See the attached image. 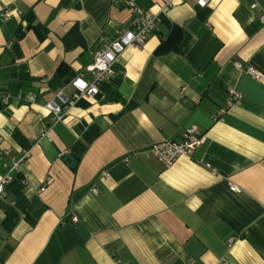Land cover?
Wrapping results in <instances>:
<instances>
[{
	"label": "crops",
	"instance_id": "1",
	"mask_svg": "<svg viewBox=\"0 0 264 264\" xmlns=\"http://www.w3.org/2000/svg\"><path fill=\"white\" fill-rule=\"evenodd\" d=\"M251 1L0 0V176L28 151L0 197V264H264V11ZM141 9L158 28L97 95L57 100L55 121L46 102L92 79L95 53ZM194 123L205 142L172 165L145 152Z\"/></svg>",
	"mask_w": 264,
	"mask_h": 264
},
{
	"label": "built area",
	"instance_id": "2",
	"mask_svg": "<svg viewBox=\"0 0 264 264\" xmlns=\"http://www.w3.org/2000/svg\"><path fill=\"white\" fill-rule=\"evenodd\" d=\"M162 11H166L175 4V0H162ZM199 7H206L211 0H194ZM252 8H260L264 11V7L261 4V0H252L250 3ZM132 7L138 9L134 3ZM10 10L3 9L0 12V17L7 19L10 17ZM260 18L264 21V12H261ZM160 22V16L158 13L153 12L151 9H141V16L132 25L125 30L121 31L111 42L106 44L103 48L98 50L93 58V61L87 65L86 69L92 72V79L86 78L82 74L73 76L64 87H62L56 94L50 98L45 106L53 112L55 121L63 118L65 107L59 104L57 100H60L64 104L72 105L80 97L95 96L100 92V84L110 77L112 74V65L128 47H142L149 34L155 31ZM240 68L249 74L254 79H260V72L253 66L248 64H237ZM70 87V91L67 89ZM186 87H183L182 91L185 92ZM242 93L238 89L231 90V98L228 101V106L238 104L241 101ZM28 98H32L29 95ZM5 102L9 100V96L5 95L2 98ZM206 140L205 134L200 130L198 124H191L186 128L183 136L176 139H165L158 143H155L152 147L146 150V153H150L157 157V159L166 166H170L181 155H188L194 149L203 144ZM3 150L0 149V157L3 156ZM28 151L18 158L12 159L10 163H6V172L0 176V197L5 194L7 185L21 172V164L26 161ZM140 152L135 151L133 154L138 155ZM130 155H127L124 160L129 161ZM216 172V170H213ZM27 180V173L24 175V181ZM230 189L233 191H240V187L233 182H229ZM44 188H42L43 190ZM97 192V188H94ZM76 219V217H74ZM234 238L229 239L231 243ZM115 264H129L120 258H115Z\"/></svg>",
	"mask_w": 264,
	"mask_h": 264
},
{
	"label": "water",
	"instance_id": "3",
	"mask_svg": "<svg viewBox=\"0 0 264 264\" xmlns=\"http://www.w3.org/2000/svg\"><path fill=\"white\" fill-rule=\"evenodd\" d=\"M65 160L69 163L70 166H74V164L76 162L71 154H66L65 155Z\"/></svg>",
	"mask_w": 264,
	"mask_h": 264
}]
</instances>
